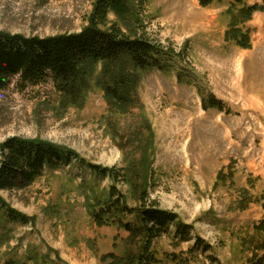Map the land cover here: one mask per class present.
I'll use <instances>...</instances> for the list:
<instances>
[{"label":"rangeland","instance_id":"1","mask_svg":"<svg viewBox=\"0 0 264 264\" xmlns=\"http://www.w3.org/2000/svg\"><path fill=\"white\" fill-rule=\"evenodd\" d=\"M95 1L0 0V32L42 38L79 33L89 25ZM233 5L149 0L141 6L140 32L181 58L165 59L164 70L141 73L139 103L127 117L113 115L95 85L81 108L65 106L50 80L23 87L16 76L0 90V143L41 139L117 170L144 158L150 201L193 227L187 241L175 225L153 238L149 255L158 260L153 264H248L257 239L254 226L264 219L262 203L238 207L242 190L264 197V12L246 25L252 48L242 49L226 41ZM109 20L127 29L113 13ZM179 74L193 83L179 82ZM202 94L221 101L223 111L205 110ZM138 128L150 144L147 154L128 141ZM84 181L102 191L111 186L72 162L46 170L24 190L1 191L32 222L11 221L0 211V264H100L103 255L133 253L127 232L99 227L90 217ZM118 188L131 207L140 206L133 187L120 182ZM198 238L211 250L190 252Z\"/></svg>","mask_w":264,"mask_h":264},{"label":"trees","instance_id":"2","mask_svg":"<svg viewBox=\"0 0 264 264\" xmlns=\"http://www.w3.org/2000/svg\"><path fill=\"white\" fill-rule=\"evenodd\" d=\"M149 0H96L89 17V25L79 33L51 37H27L21 34L0 32V90L8 87L12 77H19L20 84L40 86L52 81L65 106L83 107L93 85L103 93L109 111L115 116L127 117L138 106L137 89L141 73L164 70V61L180 59L181 54L149 39L140 32L141 6ZM207 8L218 0H197ZM231 16L226 41L242 49L252 48V38L246 25L257 12H264L262 5L248 6L244 0H231ZM113 13L127 26L110 22ZM132 26V27H131ZM179 82L193 83L182 74ZM205 110L223 111V103L210 95L202 94ZM145 128V126H144ZM148 131V130H147ZM130 138L131 145L138 142L136 152L147 154L149 145L143 128H138ZM78 162L96 177L111 181L108 191H102L90 181H84L86 208L99 227L116 226L128 233V243L135 251L125 257L114 253L103 255L100 264H153L156 258L149 255L153 238L167 233L175 225L176 234L188 240L193 227L179 222L178 216L163 211L150 201L148 184L144 176V158H133L127 168L117 170L94 165L76 152L41 139L11 137L0 143V192L20 191L30 187L46 170H57L65 164ZM120 182L133 187L140 206L131 207L119 190ZM263 204L264 197H254L242 190L238 207L247 210L251 204ZM5 211L14 222L28 224L32 219L11 208L0 197V211ZM131 218L130 220H127ZM257 239L251 243L252 256L248 264H264V219L254 226ZM201 238L195 247L207 253L211 246H204ZM175 259L177 257L175 256ZM177 259L176 261H178ZM181 262V261H179ZM7 264H18L10 261Z\"/></svg>","mask_w":264,"mask_h":264}]
</instances>
